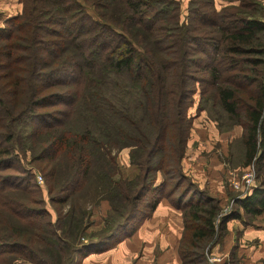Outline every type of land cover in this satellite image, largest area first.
Listing matches in <instances>:
<instances>
[{"label": "trees", "instance_id": "obj_1", "mask_svg": "<svg viewBox=\"0 0 264 264\" xmlns=\"http://www.w3.org/2000/svg\"><path fill=\"white\" fill-rule=\"evenodd\" d=\"M18 1L0 25V264H79L162 197L183 212L179 264H210L227 220L263 211L264 189L218 215L217 197L183 169L189 108L198 83L196 108L221 131L242 127L227 163L264 166V19L238 9L257 0H187L182 20L178 0ZM27 158L46 161L47 198L14 164Z\"/></svg>", "mask_w": 264, "mask_h": 264}, {"label": "crops", "instance_id": "obj_2", "mask_svg": "<svg viewBox=\"0 0 264 264\" xmlns=\"http://www.w3.org/2000/svg\"><path fill=\"white\" fill-rule=\"evenodd\" d=\"M232 1L235 0H217L216 4L221 5ZM260 1L264 2V0ZM14 2L17 7H21L18 0H0V10L9 8ZM199 118L204 119L203 124L205 126L199 122ZM210 132L215 135V138L218 135L224 146L223 155L224 153L227 155L229 141L241 134L242 127L235 125L229 130L221 131L216 122L204 110H200L196 117L192 116L182 165L184 171L199 186H206L210 194L220 193L223 195L225 188L222 184L221 172L224 169L225 159L223 155L222 159L219 158L215 149L209 145L207 138L211 134ZM225 134L228 136L226 141H224ZM128 165L136 173L137 168L129 162ZM263 213L264 209L263 212L257 213L252 219V224L246 222L247 224L244 225L239 217L227 220V232L213 246V249L229 253L233 243H237L238 254H236V258L238 264H263ZM182 231V209L173 205L166 197H162L151 214L144 218L130 235L108 249L88 253L81 258L79 264H179L181 259L178 254V244Z\"/></svg>", "mask_w": 264, "mask_h": 264}, {"label": "rangeland", "instance_id": "obj_3", "mask_svg": "<svg viewBox=\"0 0 264 264\" xmlns=\"http://www.w3.org/2000/svg\"><path fill=\"white\" fill-rule=\"evenodd\" d=\"M257 1L254 2V4H255L254 6L255 7L254 6L251 7V5H247V6H244V7H239L238 9L243 11L242 14H244V15H248L249 14V15L264 19V2H262L260 0H257ZM178 2L180 4L179 5V8H180V19L182 20V19H184V16H185V14L187 12V0H178ZM235 2L237 4V3H239V0H235ZM20 5H21V3H20ZM217 6H220V5H217ZM7 10H9V11L7 12ZM19 10H20V7L19 6L17 7L15 2L13 4H11L9 6V8H7L5 10H0L1 11L0 12V25H2L4 23L3 21H4V19L7 16L11 15V13H16ZM10 11H12V12H10ZM261 33H262V37L264 38V31H262ZM195 53L197 55H203L201 51L198 52L197 50H195ZM203 73H205V72L202 71L199 75H203ZM248 88L253 89V87H248ZM198 89H199V84L197 83V92L195 93V95L193 97V99H194L193 101L194 102L189 108V114L191 116H194V117H196L200 113V110H198L196 108L198 97H199ZM249 94H251V93L249 92ZM58 106H60V105H58ZM41 109L45 110V109H49V107H44V108H41ZM198 120H200L199 122H201L202 125H204L203 124L204 119H200L199 118ZM191 121H192V118H191ZM193 127H194V125H193ZM225 135L226 136H224V141H226L227 137H228L227 134H225ZM216 136H217V138H215V135H213V133L209 134V136L207 138L208 139L207 141H209V145L213 149H215V151L217 152V156L222 159L224 146H223V143H221V140L219 139L218 135H216ZM223 156H224L225 160H224V163H223L224 169H222L221 178H222V184L224 185V188H225V193L223 195H221L220 193H218V194L211 193L212 195L217 197V200H218V203H219V206H220V210H219V214L218 215H221L223 213L231 212L235 208H238L237 204L234 201V199L236 197L245 196V195L251 193V191L255 187H260V188L264 189V166L261 169H259V168H257V165H256L255 162L250 161V162L245 163V164L242 163V165H240V166H238L236 168H233V166H230L227 163V159H226V154L225 153H224ZM119 162H120V165L123 167L122 170L124 171L125 174H134L133 168L130 165H128V162H127V149L126 148H123V149H121L119 151ZM14 164L22 166L24 170L27 168V169H30L32 171V173L34 174V177L36 178L37 183L43 188L44 195L47 198L46 191H45L46 190L45 189V179L42 176L43 172H41L40 169H38L40 166H44L46 164V161H31L30 162L28 160V158H27V160H20V161H15L14 160ZM251 165L253 166V169H254V179H253V183H252L251 187L245 193L242 192V191H239L238 189L232 188L230 186L229 180H228L229 179V175H230L229 172L233 171L237 175H240L245 168H247L248 166H251ZM133 167H136V166H133ZM241 167H242V169L240 170ZM6 170H8V171H16V174H18V175H20L22 177L26 176L25 175L26 173L24 171H18V170H15L13 168H7ZM202 187L204 189H207L206 186H202ZM207 191H209V189ZM105 204L107 205V203L105 201L102 202L100 204V206H99L100 208H98L97 210H100V209L101 210H103V209L105 210V208H104ZM47 205L49 206L48 202H47ZM239 211H240V213H242L243 212V208L239 207ZM246 214L245 213H243V215L241 214L242 218L245 219V221H247L248 224H252V219L255 218V216H248ZM96 215H98L97 212H96ZM262 217H263V220H264V213L262 214ZM240 218H241V216H240ZM96 219H99V217H96ZM241 222L244 225L247 224L243 220ZM231 249H233L234 252H235V255L232 258V260H231V257L229 256V253H226V252L223 253L221 251H218L217 249H213L211 252H209L207 254V259H209L208 258L209 256L214 255L215 257H217L216 264H238L237 263L238 259L236 258L237 257L236 254H238V244L237 243H235V244L233 243V245L231 246L230 250ZM262 262L264 264V258H263ZM209 263L213 264L210 261H209ZM18 264H32V263L27 261V260H24V259H19L18 260Z\"/></svg>", "mask_w": 264, "mask_h": 264}, {"label": "built area", "instance_id": "obj_4", "mask_svg": "<svg viewBox=\"0 0 264 264\" xmlns=\"http://www.w3.org/2000/svg\"><path fill=\"white\" fill-rule=\"evenodd\" d=\"M229 173L230 175L228 180L232 188L245 193L251 187L254 179V169L252 165L245 168L240 175H237L233 171ZM208 258L211 263L216 264L217 257L211 255Z\"/></svg>", "mask_w": 264, "mask_h": 264}]
</instances>
